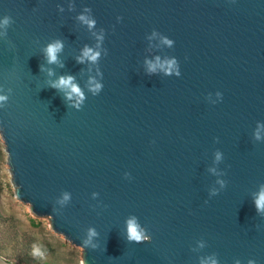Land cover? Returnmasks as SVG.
Listing matches in <instances>:
<instances>
[{
	"label": "water",
	"instance_id": "obj_1",
	"mask_svg": "<svg viewBox=\"0 0 264 264\" xmlns=\"http://www.w3.org/2000/svg\"><path fill=\"white\" fill-rule=\"evenodd\" d=\"M74 3L70 12L68 0H0V18L14 20L0 39V87L12 90L0 137L15 198L81 248V264H198L212 253L220 264H264V218L251 195L264 183V142L253 139L264 122V0ZM84 7L105 29L108 54L99 64L102 92L76 110L39 66L41 48L63 39L57 75H76L83 87L85 66L74 57L95 43L75 19ZM153 29L174 47L158 39L150 47ZM156 56L176 57L181 75L147 74L144 60ZM217 91L222 101L209 103ZM216 150L227 185L210 197L219 187L208 172ZM63 191L71 201L59 209ZM129 215L150 242H127ZM88 227L99 233L95 250L82 244ZM201 239L206 247L193 251ZM0 264L11 263L0 255Z\"/></svg>",
	"mask_w": 264,
	"mask_h": 264
},
{
	"label": "clouds",
	"instance_id": "obj_2",
	"mask_svg": "<svg viewBox=\"0 0 264 264\" xmlns=\"http://www.w3.org/2000/svg\"><path fill=\"white\" fill-rule=\"evenodd\" d=\"M58 11L63 13L65 8L62 5L57 6ZM74 0H68V11H75ZM75 19L81 25L86 27L91 34L95 43L93 45L85 44L80 50L79 54L75 55L74 59L77 64L84 65L85 68L81 69V76L87 74V79L84 82L83 87L77 80L76 75L72 74H60L57 75L56 68H64L65 63L62 59V55L65 49V41L60 38H55L47 42L42 48L43 62L40 64V72H44L48 77V87L55 89L63 98L67 107L81 110L88 98V94L92 96H98L103 90V73L100 70L99 64L101 59L108 54V50L103 46L105 40V29H97V20L92 14L90 7H84L80 11ZM117 20H122V17H117ZM14 20L11 16H3L0 18V39L7 41L8 29L13 25ZM146 39L149 41V46H152V41L159 40V43L167 48L174 47V41L168 36L160 33L156 29H153L150 35H147ZM10 43V42H9ZM14 47V45H12ZM55 66V67H52ZM145 71L149 75L160 74L164 76H176L181 75L180 64L176 57L166 56L161 58L156 56L154 59L145 58L144 60ZM11 89L5 91L0 87V108H4L9 101ZM209 103L216 104L222 101L223 94L219 91L215 93V99H213L212 93H209L206 97ZM253 139L257 142H264V122L257 121L256 127L253 130ZM216 142H219V138H216ZM213 165L208 168V172L216 176V185L219 187H211L209 189V196H216L227 185V181L222 179L226 173L219 170L215 165H219L224 160V154L220 150H216L213 153ZM125 178L130 179V173H125ZM252 201L255 205L258 216L264 218V183H260L257 186V191L252 194ZM98 193H92L93 199H96ZM71 201V193L63 191L61 195L55 200V204L59 206V209L64 208ZM207 203V201H205ZM54 211L56 209H53ZM99 236L95 227H88L85 237L82 239V244L86 248L97 249L98 244L96 240ZM125 238L128 243L141 244L150 242L152 237L148 234L146 227L142 226L139 218L135 215H129L125 220ZM206 247V242L201 239L196 242V247L193 251H199ZM198 264H220L218 255L212 253L210 255L199 257ZM233 264H241L240 259H235ZM247 264H256L254 259H249Z\"/></svg>",
	"mask_w": 264,
	"mask_h": 264
},
{
	"label": "rangeland",
	"instance_id": "obj_3",
	"mask_svg": "<svg viewBox=\"0 0 264 264\" xmlns=\"http://www.w3.org/2000/svg\"><path fill=\"white\" fill-rule=\"evenodd\" d=\"M0 255L11 264H81V248L53 234L14 196L0 137Z\"/></svg>",
	"mask_w": 264,
	"mask_h": 264
}]
</instances>
